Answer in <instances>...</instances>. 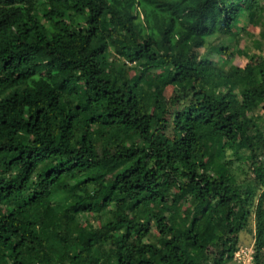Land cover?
<instances>
[{
    "label": "trees",
    "instance_id": "obj_1",
    "mask_svg": "<svg viewBox=\"0 0 264 264\" xmlns=\"http://www.w3.org/2000/svg\"><path fill=\"white\" fill-rule=\"evenodd\" d=\"M263 53L264 0H0V264H264Z\"/></svg>",
    "mask_w": 264,
    "mask_h": 264
},
{
    "label": "rangeland",
    "instance_id": "obj_2",
    "mask_svg": "<svg viewBox=\"0 0 264 264\" xmlns=\"http://www.w3.org/2000/svg\"><path fill=\"white\" fill-rule=\"evenodd\" d=\"M252 33L257 35V31L258 28H251L250 30ZM209 42L212 44V42H214V39L209 40ZM216 43V42H215ZM245 39L241 42L240 47L244 48L245 47ZM206 49H203L202 54L204 53H208V55L210 56L208 59H211L212 61L217 62L220 58L219 55L216 53L217 52V48H210L209 46H206ZM264 53L262 55H259L258 58L257 57H253L251 60H246L243 56H239V57H234L229 61V64L227 66V69L229 72H239V71H243V69H245L249 63H253L255 58L257 59H261L263 57ZM169 95V91H165L164 93V97ZM66 99V98H65ZM65 103L67 105H70V101L68 99L65 100ZM250 118V117H249ZM255 119V118H253ZM249 132H251V128H252V124H248L247 127ZM253 231H254V222L253 220H249L247 229L241 233H239V237H240V247H247V248H251L252 249V243H253Z\"/></svg>",
    "mask_w": 264,
    "mask_h": 264
},
{
    "label": "built area",
    "instance_id": "obj_3",
    "mask_svg": "<svg viewBox=\"0 0 264 264\" xmlns=\"http://www.w3.org/2000/svg\"><path fill=\"white\" fill-rule=\"evenodd\" d=\"M260 160L264 162V153L261 155ZM252 262V249L247 247H239L235 253L233 263L231 264H251Z\"/></svg>",
    "mask_w": 264,
    "mask_h": 264
}]
</instances>
